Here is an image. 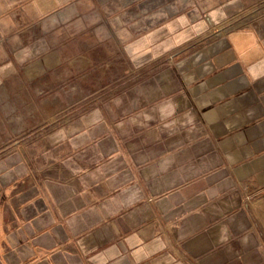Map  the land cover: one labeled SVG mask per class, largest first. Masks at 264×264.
I'll return each instance as SVG.
<instances>
[{
	"label": "crops",
	"instance_id": "crops-1",
	"mask_svg": "<svg viewBox=\"0 0 264 264\" xmlns=\"http://www.w3.org/2000/svg\"><path fill=\"white\" fill-rule=\"evenodd\" d=\"M0 264H264V0H0Z\"/></svg>",
	"mask_w": 264,
	"mask_h": 264
},
{
	"label": "rangeland",
	"instance_id": "rangeland-1",
	"mask_svg": "<svg viewBox=\"0 0 264 264\" xmlns=\"http://www.w3.org/2000/svg\"><path fill=\"white\" fill-rule=\"evenodd\" d=\"M52 15H49L50 17H52L53 15H55V13H51ZM236 21H241V20H236ZM236 21H233L232 23H229V24H225V23H221L220 25H218V27H216L217 28V30H215V31H213V34L216 32V31H218V29H228V27L229 28H232V25H235V24H237L238 22H236ZM105 22H100V24H98V25H102V24H104ZM249 23V22H248ZM108 24V23H107ZM223 24H225V25H223ZM105 25V24H104ZM249 26H250V23H249ZM246 28V27H245ZM210 32V31H209ZM6 40V37H2V41H5ZM173 58V56L171 55V56H168V58L166 59V60H164V61H166L168 64H170V65H172V63H171V60H173L172 59ZM163 60H161V59H158L157 61H156V64H155V66H156V68L157 67H159V65H161V63L162 62H164ZM174 63V62H173ZM156 68H154V70L156 69ZM148 71H150V72H152L153 71V69L151 70V68L148 70ZM130 72V75L132 76V77H134V79L136 80L137 78H140L142 75H144V73H142V72H138V73H136V71L133 69L132 70V72L131 71H129ZM145 72V71H144ZM63 116H65L66 117V114H64ZM69 119H70V117H68V118H63L62 119V122L63 123H66V122H68L69 121ZM51 120L52 119H49V120H47L48 122H51ZM52 122H54L53 120H52ZM45 123H47L46 121H45ZM52 167V165H49L48 167H47V169H49V168H51ZM245 202L246 203H249L250 202V198L249 197H246L245 198ZM165 225L166 224H168L167 222L166 223H164Z\"/></svg>",
	"mask_w": 264,
	"mask_h": 264
},
{
	"label": "built area",
	"instance_id": "built-area-1",
	"mask_svg": "<svg viewBox=\"0 0 264 264\" xmlns=\"http://www.w3.org/2000/svg\"><path fill=\"white\" fill-rule=\"evenodd\" d=\"M236 22H238V21H236ZM229 25H230V24H229ZM248 26H249L248 21H246V20H241V21H239L237 24L232 25V28H229V27H228V29H218V31H216V32L214 33V36H215V37H222V36H224L226 33H229V32L232 31V30H235V29H238V28H245V27H248ZM172 59H173V58H172ZM171 63L173 64V60H171ZM171 229H172V227H171L170 225L166 224V225L164 226V232H165V234H166V235H167V234H170Z\"/></svg>",
	"mask_w": 264,
	"mask_h": 264
},
{
	"label": "water",
	"instance_id": "water-1",
	"mask_svg": "<svg viewBox=\"0 0 264 264\" xmlns=\"http://www.w3.org/2000/svg\"><path fill=\"white\" fill-rule=\"evenodd\" d=\"M102 25H98V27H101Z\"/></svg>",
	"mask_w": 264,
	"mask_h": 264
}]
</instances>
